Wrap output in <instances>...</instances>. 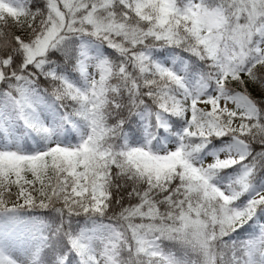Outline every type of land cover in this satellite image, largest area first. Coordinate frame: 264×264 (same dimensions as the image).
<instances>
[{"label":"snow or ice","instance_id":"snow-or-ice-1","mask_svg":"<svg viewBox=\"0 0 264 264\" xmlns=\"http://www.w3.org/2000/svg\"><path fill=\"white\" fill-rule=\"evenodd\" d=\"M0 264H264V0H0Z\"/></svg>","mask_w":264,"mask_h":264},{"label":"trees","instance_id":"trees-1","mask_svg":"<svg viewBox=\"0 0 264 264\" xmlns=\"http://www.w3.org/2000/svg\"><path fill=\"white\" fill-rule=\"evenodd\" d=\"M250 90L253 92L254 96H258L259 95V93L256 90H254V89H250ZM13 192H15V189H13ZM41 218H43V217H41ZM246 234H247L246 232L240 233L241 236H244Z\"/></svg>","mask_w":264,"mask_h":264},{"label":"rangeland","instance_id":"rangeland-1","mask_svg":"<svg viewBox=\"0 0 264 264\" xmlns=\"http://www.w3.org/2000/svg\"><path fill=\"white\" fill-rule=\"evenodd\" d=\"M221 104H223V101L221 102ZM229 107H233L231 104H229Z\"/></svg>","mask_w":264,"mask_h":264}]
</instances>
